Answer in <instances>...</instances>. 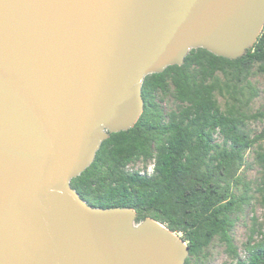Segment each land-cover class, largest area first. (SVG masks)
I'll use <instances>...</instances> for the list:
<instances>
[{
    "label": "water",
    "instance_id": "1",
    "mask_svg": "<svg viewBox=\"0 0 264 264\" xmlns=\"http://www.w3.org/2000/svg\"><path fill=\"white\" fill-rule=\"evenodd\" d=\"M264 0H0V264H185L180 233L72 187L192 48L238 58Z\"/></svg>",
    "mask_w": 264,
    "mask_h": 264
},
{
    "label": "trees",
    "instance_id": "2",
    "mask_svg": "<svg viewBox=\"0 0 264 264\" xmlns=\"http://www.w3.org/2000/svg\"><path fill=\"white\" fill-rule=\"evenodd\" d=\"M256 65L264 72V28L238 58L197 47L181 65L148 74L138 121L110 133L94 161L71 180L72 187L92 206L132 207L137 222L152 217L180 233L190 249L185 264H194L192 258L217 236L226 242L233 264H264L263 224L255 223L245 257L233 235L245 206L255 196L264 204V127H248L251 120H264V109L250 110L260 95L251 80ZM169 93L176 106L166 110L162 101ZM217 95L226 98L225 108ZM251 149L261 168L255 179L246 174ZM151 159L152 173L132 169L133 163L147 165Z\"/></svg>",
    "mask_w": 264,
    "mask_h": 264
},
{
    "label": "rangeland",
    "instance_id": "3",
    "mask_svg": "<svg viewBox=\"0 0 264 264\" xmlns=\"http://www.w3.org/2000/svg\"><path fill=\"white\" fill-rule=\"evenodd\" d=\"M251 80L260 89V95L251 102L250 110L264 109V72L258 70V65L254 67ZM217 98L222 108H225L226 98L220 95H217ZM162 105L166 110L176 106V102L170 93L164 97ZM248 127L253 131H260L264 127V120H251L248 123ZM217 139H221L220 136L217 135ZM254 153V149H251L248 153V160L253 161L252 166L246 171L250 179H255L261 175V168L254 161ZM255 223L263 224L264 227V204L258 200V196H255L251 203L246 205L244 210L238 214L233 229L235 243L242 257L247 255L246 247L249 244ZM255 237L259 238L260 235L257 234ZM234 261L226 242L219 236L214 238L212 243L202 251L198 258H192L194 264H233Z\"/></svg>",
    "mask_w": 264,
    "mask_h": 264
},
{
    "label": "built area",
    "instance_id": "4",
    "mask_svg": "<svg viewBox=\"0 0 264 264\" xmlns=\"http://www.w3.org/2000/svg\"><path fill=\"white\" fill-rule=\"evenodd\" d=\"M131 166L133 167L132 169L139 170L142 173L144 172L152 173L155 167V160L154 159L149 160L147 165H145V163L142 160H139L133 163Z\"/></svg>",
    "mask_w": 264,
    "mask_h": 264
}]
</instances>
